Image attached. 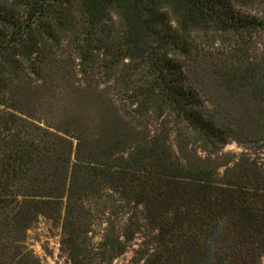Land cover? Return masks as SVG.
Here are the masks:
<instances>
[{
    "label": "trees",
    "instance_id": "16d2710c",
    "mask_svg": "<svg viewBox=\"0 0 264 264\" xmlns=\"http://www.w3.org/2000/svg\"><path fill=\"white\" fill-rule=\"evenodd\" d=\"M262 28L232 0H0V264H46L24 244L39 216L77 264L137 234L132 264H260L264 161L212 156L264 147ZM207 48L238 117L190 81ZM55 90L71 102L47 113ZM114 194L130 212L89 248L92 204Z\"/></svg>",
    "mask_w": 264,
    "mask_h": 264
},
{
    "label": "rangeland",
    "instance_id": "374dc122",
    "mask_svg": "<svg viewBox=\"0 0 264 264\" xmlns=\"http://www.w3.org/2000/svg\"><path fill=\"white\" fill-rule=\"evenodd\" d=\"M232 2L240 11L264 19V0H232ZM212 49H202L200 51L202 56L197 55L188 62L187 73L190 81L197 87L201 98L206 101L210 110H216L219 104L223 107V111L227 112V115L229 112V116L238 117L241 115L240 102L237 97L230 96L226 89L219 86V75L216 72L219 58L209 54L210 51H213ZM250 54L257 57L264 56V28L254 36ZM45 100L47 113H49V108L54 107V109L61 110L71 102V98L67 94L57 90L55 92L49 91ZM170 142L176 150V141L172 136ZM243 154L264 161V147H253L234 139H230L217 155L212 156V159L221 163L219 169L222 170L225 163H231ZM94 201L95 203L92 204L93 222L90 231L87 233V241L90 242L89 248L95 246L111 226L114 227L116 232L119 231V226L122 222H125L127 214L130 212V210L128 213L123 212L122 203L115 194L112 197L105 195ZM141 240V235L137 234L134 239L128 242L124 252L105 262L94 257L87 264H132L133 256ZM61 241L62 230L60 225L44 216H39L26 230L24 238L26 247L46 264H77L68 254L66 246H62ZM260 264H264V254L261 257Z\"/></svg>",
    "mask_w": 264,
    "mask_h": 264
}]
</instances>
